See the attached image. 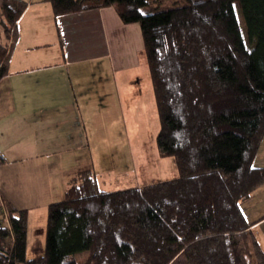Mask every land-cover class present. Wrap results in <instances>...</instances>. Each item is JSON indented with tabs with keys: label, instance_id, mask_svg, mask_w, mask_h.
Segmentation results:
<instances>
[{
	"label": "trees",
	"instance_id": "trees-1",
	"mask_svg": "<svg viewBox=\"0 0 264 264\" xmlns=\"http://www.w3.org/2000/svg\"><path fill=\"white\" fill-rule=\"evenodd\" d=\"M55 17L113 6L137 22L159 119L160 155L177 174L104 190L80 169L46 207L26 254L28 210L0 204V264H264L240 204L264 184V0H37ZM234 2L243 15L247 41ZM26 0H0V79ZM250 44H253L250 46ZM5 158L0 153V162ZM86 251L81 261L77 255Z\"/></svg>",
	"mask_w": 264,
	"mask_h": 264
},
{
	"label": "crops",
	"instance_id": "crops-1",
	"mask_svg": "<svg viewBox=\"0 0 264 264\" xmlns=\"http://www.w3.org/2000/svg\"><path fill=\"white\" fill-rule=\"evenodd\" d=\"M26 1L0 79V152L13 156L0 162V196L31 216L61 198L79 167H90L76 162L79 149L89 147L103 161L109 134H137L146 114L153 119L155 102L137 22H121L113 6L55 17L49 1ZM35 134L68 136L58 146ZM72 134L95 136L84 143ZM102 164L93 160L91 168L99 186L111 190L110 179L100 181ZM253 164L264 166V137ZM120 175V186H135L126 169ZM240 206L264 252V184Z\"/></svg>",
	"mask_w": 264,
	"mask_h": 264
},
{
	"label": "rangeland",
	"instance_id": "rangeland-1",
	"mask_svg": "<svg viewBox=\"0 0 264 264\" xmlns=\"http://www.w3.org/2000/svg\"><path fill=\"white\" fill-rule=\"evenodd\" d=\"M174 1V0H173ZM219 0H208L205 4H200L199 7H215L218 4ZM172 0H165V4L162 6L163 8L169 7L171 5ZM185 0H180L179 3H185ZM235 11L237 17L241 23L242 31L244 37L247 41L246 35V28L243 19V15L241 12V8L238 2H234ZM0 40L4 41L5 38L3 36L2 28L0 26ZM253 44H250V46ZM155 102V99H154ZM112 101H110V110L113 112L114 107L111 106ZM156 104L154 103V111H153V119L152 116L149 117L147 114L143 117L144 121L141 122L137 129L139 132L134 134L131 131H128L125 134H109L111 143L109 147H105V152L102 154L103 161L100 160V156L95 154H90L89 147H84L83 149H79V154L74 156L76 158V162L85 163L86 165L92 167L93 160H98L100 163H104L103 168L101 169V179L107 177L110 179L113 184H111L108 189H118L120 186L118 181V175L121 173L120 176H123V170L126 169L127 178L133 180V183L136 185L137 183L144 184L149 183L152 181L157 180H165L171 178L175 173L177 174L176 164L174 165L175 161L172 156L170 155H160L157 144H156V135L159 130V119L156 110ZM100 106V107H99ZM99 107V108H98ZM103 107V106H102ZM101 105L96 106V110H102ZM104 116L107 115V104L104 106ZM103 113L101 115H103ZM38 140L43 141V138H47V143L54 141V143H58L57 145H61V140L66 138L68 134H35ZM100 135V134H99ZM75 138V134H72ZM94 137L95 134H79L80 138H75L77 142L81 140L84 143H88V140L91 142L89 137ZM51 144V143H50ZM40 146V145H39ZM46 146V145H45ZM49 146V145H48ZM56 148V146H55ZM1 151V150H0ZM3 157L6 159L13 157L11 154H7L4 152H0ZM256 156V155H255ZM255 159V157H254ZM173 161V168H175V173H172V163ZM254 162V160H253ZM81 166L78 168L80 170ZM53 174V179H54ZM108 181V180H106ZM65 188V187H64ZM66 189V188H65ZM64 189V190H65ZM64 193V191H63ZM62 193V195H63ZM3 199L0 196V204H3ZM34 212L31 216L28 217V234H27V250L26 254L28 257L32 256L30 250V244L35 236H38L42 239L45 237V224H46V210L37 209L33 210ZM30 223V224H29ZM86 251H83L77 255V258L83 261L86 258Z\"/></svg>",
	"mask_w": 264,
	"mask_h": 264
}]
</instances>
